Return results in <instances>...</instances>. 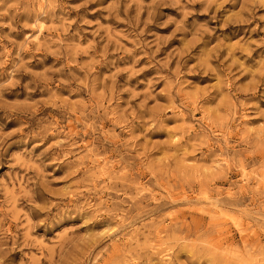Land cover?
Segmentation results:
<instances>
[{
    "label": "rangeland",
    "instance_id": "rangeland-1",
    "mask_svg": "<svg viewBox=\"0 0 264 264\" xmlns=\"http://www.w3.org/2000/svg\"><path fill=\"white\" fill-rule=\"evenodd\" d=\"M0 264H264V0H0Z\"/></svg>",
    "mask_w": 264,
    "mask_h": 264
}]
</instances>
